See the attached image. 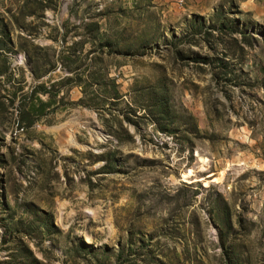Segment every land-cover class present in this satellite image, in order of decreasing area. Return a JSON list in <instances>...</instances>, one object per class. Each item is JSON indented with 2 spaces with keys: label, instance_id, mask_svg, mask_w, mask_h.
Masks as SVG:
<instances>
[{
  "label": "rangeland",
  "instance_id": "obj_1",
  "mask_svg": "<svg viewBox=\"0 0 264 264\" xmlns=\"http://www.w3.org/2000/svg\"><path fill=\"white\" fill-rule=\"evenodd\" d=\"M0 264H264V0H0Z\"/></svg>",
  "mask_w": 264,
  "mask_h": 264
}]
</instances>
